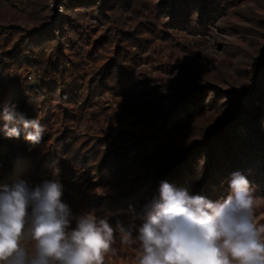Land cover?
<instances>
[{"label": "trees", "instance_id": "trees-1", "mask_svg": "<svg viewBox=\"0 0 264 264\" xmlns=\"http://www.w3.org/2000/svg\"><path fill=\"white\" fill-rule=\"evenodd\" d=\"M248 2L0 0V95L9 98L0 103V112L4 108L14 109L27 120H38L44 129L40 142L52 130L54 109L60 108L58 113L71 122H82V116L90 115L82 129L85 133H94L102 142L106 121L116 122L105 114L107 108L94 104L86 107L87 113L82 110L90 100V93L111 89L113 96H132L125 106L115 101L112 114L129 119L122 123L132 130L130 141L136 145L127 147L121 155L125 156V162L117 157L111 159L110 167L115 171L122 166L129 168L131 171L126 177L131 174L133 177L129 180L142 182L144 191L136 189L135 193L144 197L155 196L161 200L162 183H167L176 191L216 202L221 192L230 189L234 173L244 176L250 186L258 182L252 178L264 177V38L250 69L244 70L246 76L233 77L231 82L226 79L221 85L201 79L194 72L199 80L172 97L167 96L168 107L163 104L166 92L171 90L168 78L153 76L145 70L134 71V66L140 54L143 55L142 50L155 38L207 30L217 21L238 14L237 8ZM120 12L134 15L132 20L141 15L137 21L143 28L131 30L136 38L142 39L144 33L147 37L137 56L122 53L105 57L111 58L110 62L96 67L98 61L104 60L98 50L108 38L100 34L90 39L88 31L108 18L116 20ZM131 30L122 29L125 33ZM138 45L129 46L137 49ZM47 49L52 55L46 53ZM88 61L92 65L86 70ZM30 74L34 76L33 82L27 81ZM139 74L144 77L145 87L135 91L130 81ZM134 93L138 98H133ZM98 112L99 118H91ZM4 123L0 118V128ZM19 127V137H6L0 131V158L5 166L0 172V184L23 175L21 169L29 155L21 146L20 139L22 135L25 137V132L22 125ZM53 141L60 149L59 153H52L50 160L71 153L84 158L83 151L90 148L77 154L81 150L80 146L74 148L78 140L70 137L67 130L55 133ZM106 158L104 153L101 160ZM131 195H124L123 201Z\"/></svg>", "mask_w": 264, "mask_h": 264}, {"label": "rangeland", "instance_id": "rangeland-1", "mask_svg": "<svg viewBox=\"0 0 264 264\" xmlns=\"http://www.w3.org/2000/svg\"><path fill=\"white\" fill-rule=\"evenodd\" d=\"M48 2L51 3V0ZM236 13L238 14H234L235 16L232 14L217 21L207 30L193 34L155 38L150 44H147L145 50H142L143 55L140 54L141 58L134 66V71L143 72L145 70L151 72L153 76L161 75L168 78L171 90L166 92L163 101L166 107H168L167 96L172 97L177 92L183 91L182 89L186 85L196 79L199 80L198 75L194 72H197L200 77L202 76L201 79H208L221 85L222 81L226 79H231V82L234 80L233 77L246 76L244 70L250 69L252 60L258 55V49L264 38V0H249L248 3L240 5ZM117 16L118 14L115 15V17ZM139 16L141 15L138 14L132 20L134 15L120 12V17L116 20L111 17L105 23L95 24L90 31L85 30L88 31L90 39L98 38L100 34L108 38L104 47L98 50V53L101 54L100 57L104 60L98 61L96 67L103 62H110L111 58L105 57H115L122 53L126 56L138 55L140 47L143 45L142 41L147 37L144 33L141 34L142 39L136 38L131 30L143 28L137 21ZM122 29H129L132 32L125 33ZM161 38H166V40ZM138 43L137 49L135 46H129ZM46 53L52 55L50 49H47ZM91 65L92 63L88 61L84 68L89 70ZM140 75L134 76L130 81V87L135 91L145 87L144 77ZM33 80V74L27 76V81L33 82ZM111 91V89L101 90V92L99 90L92 91L89 95V102L82 108L85 112L87 106L94 104L104 110L107 108L105 114L110 115L111 120L116 122L109 121L107 123L106 121V129L103 132L106 136L102 142L94 133H85L82 129L85 123H88L90 115L82 116V122H71L58 113L60 108L54 110L51 108L55 115V120L50 124L51 132L45 133L44 141L37 145L27 141L23 135V137L21 136V146L29 155L21 169L23 175L16 177L10 183L0 184V191L4 186H12L20 181L34 187L46 180H57L63 185L62 201L69 206L74 216L93 213L98 220L106 219L113 228L119 222L126 229L131 230L133 238H135L138 235L139 227L146 220V214L143 211L145 206L159 198L144 197L135 193L136 189L140 192L144 191V189L142 190L143 184L141 181L129 180L133 177L131 174L129 178L126 177L127 173L131 171L129 168L124 169L122 166L118 168V171H115L110 167L111 159L120 157V161L125 162V156L121 155L127 147L136 145L130 141L132 140V130L122 123L129 119L124 115L117 117L112 114V108H116L115 101L118 105L125 106L131 101L132 96H113ZM133 98H138L136 93ZM141 99L143 100V98ZM170 99L173 101L172 98ZM5 101H9V98L1 93L0 103L3 104ZM100 115V112L94 113L91 118L97 119ZM92 124L94 125L93 122ZM94 127L97 125L95 124ZM65 130L68 131L70 137L78 140L74 148L80 146L81 150L77 154H81L85 148L90 147L83 151L86 152L84 158L82 156L74 157L71 153L59 156L56 160H53L54 157H52L50 160L52 153H59L58 149H60L59 144L53 141L55 133L61 134ZM17 141H19L18 138ZM56 148L57 150H54ZM104 153L107 154V158L102 161L101 157ZM89 156L93 159L88 158ZM81 157L83 161H81ZM4 168V162L0 158V172H3ZM252 179L258 181L250 186L259 201V207L256 209L257 222L264 225V177ZM221 193L216 202L226 199L231 194V188ZM127 194L131 196L128 200L123 201L124 195ZM71 227L75 228V221L72 222ZM115 235L116 243L113 245L115 251L106 254L104 264H136L138 243L122 244L120 234L117 232Z\"/></svg>", "mask_w": 264, "mask_h": 264}, {"label": "clouds", "instance_id": "clouds-1", "mask_svg": "<svg viewBox=\"0 0 264 264\" xmlns=\"http://www.w3.org/2000/svg\"><path fill=\"white\" fill-rule=\"evenodd\" d=\"M0 131L38 144L44 131L38 120L4 108ZM11 125V126H10ZM231 194L212 202L162 183L161 200L144 208L138 235L119 222L113 228L93 213L74 216L62 201L63 185L24 181L0 191V264H104L122 244L138 243L136 264H264V225L256 218L259 201L249 181L234 173ZM75 221V228L71 227Z\"/></svg>", "mask_w": 264, "mask_h": 264}]
</instances>
